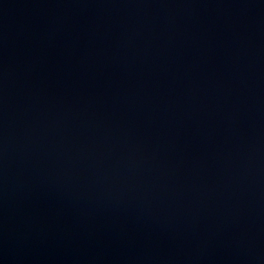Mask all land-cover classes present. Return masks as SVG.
<instances>
[{
	"label": "water",
	"instance_id": "obj_1",
	"mask_svg": "<svg viewBox=\"0 0 264 264\" xmlns=\"http://www.w3.org/2000/svg\"><path fill=\"white\" fill-rule=\"evenodd\" d=\"M0 264H264V0H0Z\"/></svg>",
	"mask_w": 264,
	"mask_h": 264
}]
</instances>
